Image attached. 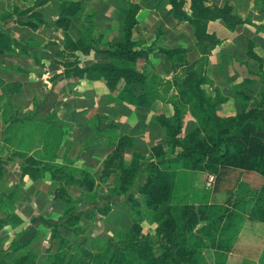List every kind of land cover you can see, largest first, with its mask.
Masks as SVG:
<instances>
[{
	"label": "crops",
	"instance_id": "1",
	"mask_svg": "<svg viewBox=\"0 0 264 264\" xmlns=\"http://www.w3.org/2000/svg\"><path fill=\"white\" fill-rule=\"evenodd\" d=\"M66 2L81 3L83 8L68 33L60 25ZM206 6H230L245 22L233 31L219 20L208 24V32L221 44L207 58L205 75L212 84L203 88L208 95L219 91L226 97L218 115L232 118L254 105L259 70L264 71V30L258 29L264 25V0H206ZM133 8L137 14L132 40L138 50H151L136 62L137 70L147 76L146 83L129 86L122 80L112 89L95 72L79 79L68 77L75 61L80 68L111 61L101 52L124 40L126 12ZM169 11L168 0H0V35L9 38L0 40V158L25 154L41 167L63 168L77 182L66 186L75 207L69 213L65 197L58 194V179L22 178L25 159L20 157L5 167L0 178V219L15 215L20 223L0 229V264H13L22 253L14 243L26 246L42 264L62 249L69 256L84 250L94 253V247L127 232L132 208L127 196L113 193L116 174H103L104 163L119 141H128L125 165H131L134 156L145 157L135 184L138 188L146 181L153 148H169L157 117L172 118L176 102L185 111L182 139L200 127L193 101L184 105V97L190 95L192 100L186 78L205 57L190 24L179 22ZM88 35L98 40L89 55L71 51V41ZM250 43L260 60L248 58ZM159 50L183 53L168 58ZM243 96L250 102L240 101ZM180 152L178 148L176 154ZM185 170L177 168L178 173ZM235 170L241 176L246 173ZM197 172L206 180L212 174ZM137 201L146 210L142 195H137ZM72 216L78 218L75 225L68 223ZM57 226L63 242L52 238ZM142 227L150 235L143 223Z\"/></svg>",
	"mask_w": 264,
	"mask_h": 264
},
{
	"label": "trees",
	"instance_id": "2",
	"mask_svg": "<svg viewBox=\"0 0 264 264\" xmlns=\"http://www.w3.org/2000/svg\"><path fill=\"white\" fill-rule=\"evenodd\" d=\"M169 13L179 22H188L194 30L196 44L205 57L198 68L188 73L186 87L192 93L193 107L197 111L200 127L182 139L184 128V109L173 102L174 116L157 117L165 130L168 150L163 145H157L152 150V160L145 169L146 181L135 188L140 173V162L143 156H134L131 165L124 163V155L128 146L126 138H122L116 149L104 163V176L116 174V188L113 193L117 196H127V203L132 208V225L127 232H121L107 242L94 247V253L84 250L78 256L71 255L67 250L58 251L42 264H187L193 257V247L189 239L194 227L196 215L191 219H178L172 206L175 172L171 166L179 163L183 168L192 171H208L218 175L223 168H235L244 171H256L264 175V100L247 106L237 116L221 118L218 107L226 102V97L219 91L214 96L208 95L204 85L212 84L205 75L207 58L221 41L208 32L210 21L219 20L230 30H236L245 22L234 15L230 6L223 8L208 7L206 0H168ZM189 3V12L186 7ZM82 5L78 2H66L61 11L64 18L60 25L68 33L72 20L82 13ZM124 40L111 46L101 53L111 58L108 63H99L80 68L77 61L72 70L67 71L68 77L83 78L91 72L100 74L108 86L115 89L120 81L129 86L145 84L147 76L137 70L136 62L148 57L150 49L138 50V45L132 40V32L136 25L137 8L126 12ZM264 30V25L259 26ZM9 39L0 35V40ZM10 42V41H9ZM1 43V42H0ZM98 40L91 35L71 41V51H80L89 55ZM10 44V43H9ZM168 58L183 52L175 50H159ZM248 58L258 60L250 43ZM260 60V59H259ZM264 73V71H263ZM227 122V123H226ZM225 123V124H224ZM180 148L181 152L176 154ZM15 157L25 159L22 165V178L29 177L33 181L50 175L60 181L59 197H65L69 207L68 212L75 210L72 199L67 195L66 186L75 184L73 178L63 168L43 166L28 158L25 154H14L3 160L0 158V178L4 176L5 167L10 166ZM81 186L84 184L80 183ZM137 195L145 199L146 210L151 213L150 220L156 225L154 236L146 235L142 227L143 210L137 201ZM186 210V208H185ZM264 221V211H259ZM78 218L72 216L68 223L75 225ZM20 220L15 215L0 219V229L7 225L16 226ZM52 238L65 241L59 226L55 227ZM18 250H23L13 264H41L38 257L26 249V246L13 244ZM161 250L157 254L156 250ZM26 250V251H25Z\"/></svg>",
	"mask_w": 264,
	"mask_h": 264
},
{
	"label": "rangeland",
	"instance_id": "3",
	"mask_svg": "<svg viewBox=\"0 0 264 264\" xmlns=\"http://www.w3.org/2000/svg\"><path fill=\"white\" fill-rule=\"evenodd\" d=\"M257 78L259 89L255 102H261L263 70H259ZM190 99V95L184 97V105L193 101ZM240 101L247 104L250 99L243 96ZM177 168L186 169L177 163L172 168L174 213L179 220L196 215L189 239L193 257L187 264H264V221L258 213L264 211V175L246 171L241 176L234 173L235 168H223L227 171L207 189L206 179L198 177L197 171L187 169L178 173ZM150 218L151 213L143 210L146 233L154 236L157 227ZM156 252L160 254L161 250Z\"/></svg>",
	"mask_w": 264,
	"mask_h": 264
},
{
	"label": "built area",
	"instance_id": "4",
	"mask_svg": "<svg viewBox=\"0 0 264 264\" xmlns=\"http://www.w3.org/2000/svg\"><path fill=\"white\" fill-rule=\"evenodd\" d=\"M215 181H216L215 174H209L208 177H207V180H206V188L207 189L212 188V186L214 185Z\"/></svg>",
	"mask_w": 264,
	"mask_h": 264
},
{
	"label": "water",
	"instance_id": "5",
	"mask_svg": "<svg viewBox=\"0 0 264 264\" xmlns=\"http://www.w3.org/2000/svg\"><path fill=\"white\" fill-rule=\"evenodd\" d=\"M57 198H55L53 201H49L48 205L46 206L45 210H44V215L49 211V209L52 207V205L54 204V202L56 201Z\"/></svg>",
	"mask_w": 264,
	"mask_h": 264
}]
</instances>
